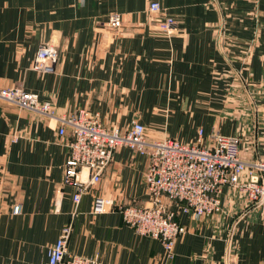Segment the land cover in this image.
Masks as SVG:
<instances>
[{
    "label": "crops",
    "instance_id": "1",
    "mask_svg": "<svg viewBox=\"0 0 264 264\" xmlns=\"http://www.w3.org/2000/svg\"><path fill=\"white\" fill-rule=\"evenodd\" d=\"M150 2L175 19L172 35L156 28ZM111 14L120 29L106 26ZM44 42L58 51L53 74L31 69ZM4 88L37 94L57 117L86 109L121 130L138 121L149 139L191 143L198 129L236 137L245 161H264V0H0ZM57 129L55 120L0 102V264H46L70 224L69 254L103 264H264V205L248 206L227 187L219 214L178 216L186 231L172 260L159 241L135 234L118 208L149 203L147 162L125 147L74 216L73 189L62 185L70 136ZM98 197L110 208L93 214Z\"/></svg>",
    "mask_w": 264,
    "mask_h": 264
},
{
    "label": "built area",
    "instance_id": "2",
    "mask_svg": "<svg viewBox=\"0 0 264 264\" xmlns=\"http://www.w3.org/2000/svg\"><path fill=\"white\" fill-rule=\"evenodd\" d=\"M148 13L162 33L172 35L177 30L175 19L165 13L158 2L149 3ZM121 24L120 16L111 14L106 26L118 30ZM57 60L55 46L41 43L31 69L53 74ZM0 102L55 120L59 137L70 136L62 185L73 189L74 216L82 197L100 182L117 149L128 148L146 159L144 184L150 196L149 203L120 206L118 211L124 224L135 234L159 241L169 260L174 257L177 238L186 231L177 221L178 216L199 220L219 214L223 188H230L248 206L260 208L264 205V161H245L236 137L216 132L206 136L198 129L191 143H182L169 136L149 139L138 121L130 122L127 129L121 130L105 125L97 113L86 109L68 117H57L50 102L41 101L37 94L22 89H0ZM83 171L86 172L85 180L81 176ZM109 208L108 202L98 197L92 211L101 214ZM20 213L21 205H14L12 214ZM71 229V224L62 228L47 250L46 264H103L95 258L69 254L67 241Z\"/></svg>",
    "mask_w": 264,
    "mask_h": 264
},
{
    "label": "rangeland",
    "instance_id": "3",
    "mask_svg": "<svg viewBox=\"0 0 264 264\" xmlns=\"http://www.w3.org/2000/svg\"><path fill=\"white\" fill-rule=\"evenodd\" d=\"M258 25H259V23L256 24L255 29H254L256 35H257L258 30L260 29V26H258ZM256 35H255V38H256ZM254 41H256V39L254 40V38H252V39H250L248 41V43H245V45H244V53H243V56L241 58L242 62H246V60L248 58V55H249V53H250V51L252 49ZM261 96L262 95L257 96V97L260 98ZM263 98H264V96H263Z\"/></svg>",
    "mask_w": 264,
    "mask_h": 264
}]
</instances>
